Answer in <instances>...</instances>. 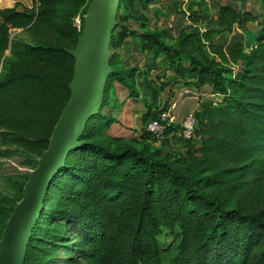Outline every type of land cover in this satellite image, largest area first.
<instances>
[{
  "label": "trees",
  "instance_id": "obj_1",
  "mask_svg": "<svg viewBox=\"0 0 264 264\" xmlns=\"http://www.w3.org/2000/svg\"><path fill=\"white\" fill-rule=\"evenodd\" d=\"M89 1L0 8V156L14 153L8 146L34 156L47 149L72 96V51L81 37L74 19L82 23ZM156 1L162 7L166 0H119L111 44L126 37L124 51H111L100 107L49 182L24 264L59 262L33 257L36 243L64 251L65 264H264V0L257 10L227 0L213 17L174 33L148 28L143 14L139 28L128 24L125 10L148 11ZM248 23L255 28L246 36L235 32ZM113 82L144 104L146 140L168 142L149 150L135 138H100L115 121L108 111L123 105L109 100ZM179 86L199 98L191 138L179 123L160 119ZM152 120L163 126L159 137L146 130ZM174 138V151L164 152ZM25 181L0 194V238ZM164 231L171 240L163 247Z\"/></svg>",
  "mask_w": 264,
  "mask_h": 264
},
{
  "label": "water",
  "instance_id": "obj_2",
  "mask_svg": "<svg viewBox=\"0 0 264 264\" xmlns=\"http://www.w3.org/2000/svg\"><path fill=\"white\" fill-rule=\"evenodd\" d=\"M117 5L118 0H93L91 4L85 31L72 51L76 58L72 96L47 149L25 183L22 199L5 225L0 242V264H23L28 234L43 208L49 182L63 165L67 153L77 146L86 121L100 107L103 85L111 71L106 48Z\"/></svg>",
  "mask_w": 264,
  "mask_h": 264
},
{
  "label": "rangeland",
  "instance_id": "obj_3",
  "mask_svg": "<svg viewBox=\"0 0 264 264\" xmlns=\"http://www.w3.org/2000/svg\"><path fill=\"white\" fill-rule=\"evenodd\" d=\"M236 1H239L240 3V0H236ZM92 2L93 0H90L86 7V12L82 16V23H81L79 16H77L74 19V24L78 28L81 29V35H83L85 31L86 23H87L86 16L90 10ZM224 2L225 0H166L165 2L162 3V7H160L161 6L160 2L156 1L148 5V11L147 10L140 11L139 9L138 12L134 14V12L125 10L123 14H127L125 15V19L127 20V22H130L128 24H130L132 27L139 28L138 20L141 19L140 15L143 14V16L145 17L144 19L145 25L148 28L159 29V30H164V31L169 29L172 33H174L176 28H179L181 25L185 23L188 24L191 21L199 25L202 22L203 16L213 17L215 14L216 6L219 3H224ZM243 2L245 3L246 8L257 10V7H258L257 0H243ZM189 4L191 7H188ZM118 5H119V0H118ZM118 5L116 9V14L118 11ZM191 10H194V11H191ZM119 12L122 13L121 10H119ZM187 12L196 13L199 16L198 18H196V20H192L190 17L187 18ZM113 21H114L113 29L110 32L109 43L106 48L107 59H109V56L112 50H115L118 54H121L124 51L123 40L126 37H121L119 39V44H117L115 47H113L111 44V37L116 32V24H117L116 15ZM246 26L247 28L243 30L236 28L235 32L239 34L243 33V35L246 36L247 31L254 30L255 28V26L251 23H248ZM145 28L146 27L144 26L143 29ZM11 36L22 37L25 40H29L28 35L19 30H13L11 32ZM9 56H10V53L7 51L6 57H9ZM144 62L145 60H142L141 58L140 60H138L136 64H138L140 67H143ZM106 80L107 78L105 79V83L103 86H105ZM103 91H104V87H103ZM103 95H104V92H103ZM166 96H168L166 92L165 93L163 92V94L161 95V100H164ZM109 100H116V102L120 101L121 103H124V107H122L117 112L112 111V110L108 111L110 113V116L115 118V121L111 123L108 126V128L104 130L103 136L100 135V138L104 142L106 143L110 142V137H121V138H126V139L135 138V141L133 142L134 145H136L140 149L147 148L149 150H152L151 148L153 147L160 146L159 142H162V141L165 142L166 139L162 140V138L159 140H153V141L146 140L147 139L146 133L143 132L141 129V125H142L141 111H143L144 104L141 102L140 98L137 99V101L133 103L132 100L128 98V89L123 84H120L118 82H113L112 89H110L109 91ZM108 112H105V113H108ZM175 140L176 139L174 138L173 145L172 143H168V145L164 147V152H168L170 150L174 151V149L176 148L175 145H177L175 144L176 142ZM8 148L10 150H13L14 153L11 156H6V157L0 156V194H5V195H10L12 190H16L17 184H19L21 180L25 179V177L27 181L31 171L38 165L40 157H41V155L34 156V155L27 154L25 152H22L20 150H15L13 146H8ZM26 181L24 182L22 186V189L20 192L21 194L20 199L16 202L15 206L13 207V210L15 209V207L18 205V203L23 197L24 186H25ZM11 214L9 215L8 219L10 218ZM49 225L50 224L46 222L43 225V228H44L43 231H46L47 226ZM32 229L33 227L31 228V230ZM31 230L29 231L28 238L30 236ZM166 232L167 231H164L160 236H158L160 245L163 247L167 246L171 240V238L167 235ZM1 238H0V242H1ZM28 238H27V242L25 246L24 257L27 251ZM40 238H42L43 240H48L49 236L47 234H41ZM58 242L59 241H57V243ZM33 249H35L34 250L35 253L33 257L38 258L41 262L44 260V257L48 254L51 259L57 260L56 258H58L59 262L55 264H65L61 260L66 257V253L64 251H61L58 247L52 248L50 251H48L49 249L47 246H40L39 243H36ZM24 257H23V264H24Z\"/></svg>",
  "mask_w": 264,
  "mask_h": 264
},
{
  "label": "crops",
  "instance_id": "obj_4",
  "mask_svg": "<svg viewBox=\"0 0 264 264\" xmlns=\"http://www.w3.org/2000/svg\"><path fill=\"white\" fill-rule=\"evenodd\" d=\"M33 1L34 0H0V8L13 7L17 2H19L20 5H18L17 10H21L22 6L30 7L33 4ZM169 99V101L173 104L171 114L174 118V123H180L190 111L197 108L199 98L197 93L192 88L179 86L174 89L173 95L172 97H169ZM122 107H124V103L121 108Z\"/></svg>",
  "mask_w": 264,
  "mask_h": 264
},
{
  "label": "built area",
  "instance_id": "obj_5",
  "mask_svg": "<svg viewBox=\"0 0 264 264\" xmlns=\"http://www.w3.org/2000/svg\"><path fill=\"white\" fill-rule=\"evenodd\" d=\"M172 108H173V104L170 102L168 108L160 114V119L168 120V122H174V118L171 114ZM194 124H195L194 110H192L179 123L181 127L180 134L185 138H191L193 135ZM146 130L152 133L155 137H159L162 134L163 126L159 123L158 120H152L147 123Z\"/></svg>",
  "mask_w": 264,
  "mask_h": 264
}]
</instances>
